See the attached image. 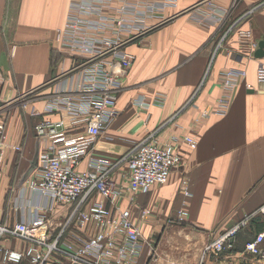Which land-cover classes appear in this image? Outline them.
Segmentation results:
<instances>
[{"label": "crops", "instance_id": "1", "mask_svg": "<svg viewBox=\"0 0 264 264\" xmlns=\"http://www.w3.org/2000/svg\"><path fill=\"white\" fill-rule=\"evenodd\" d=\"M96 2L0 0V104H8L0 116L6 141L22 147L20 153L6 152L0 164V225L30 222L45 205L41 196L26 188L38 154L51 143L46 136H37L34 126L38 120L63 116L45 108L53 95L81 79L80 73L71 71L80 58L59 45L55 33L74 12L90 23L119 13L104 4L100 15L78 12ZM127 4L133 6L135 33L145 31L125 46L134 61L117 91V116L98 139L95 152L117 158L165 123L158 132L162 141L184 135L197 140L194 151L181 145V163L167 184L137 196L134 204L120 203L141 230L135 264H198L207 243L264 203V89L256 78L257 69L264 66V48L259 58L257 49H251L253 42L264 44V0ZM137 12L145 18H137ZM242 31L250 38L242 39ZM229 69L246 72L230 92L220 84L221 74ZM28 93L23 103L21 96ZM83 129L79 125L64 130L72 135ZM86 160L80 170L86 168ZM143 210L149 214L142 216ZM69 211L57 206L48 215L50 230H58ZM263 230L264 217L255 216L232 248L206 257L204 264H216L220 256L227 260L230 250L243 257L248 253L245 243ZM21 247L12 238L0 239V250ZM47 264L68 262L53 257Z\"/></svg>", "mask_w": 264, "mask_h": 264}, {"label": "built area", "instance_id": "2", "mask_svg": "<svg viewBox=\"0 0 264 264\" xmlns=\"http://www.w3.org/2000/svg\"><path fill=\"white\" fill-rule=\"evenodd\" d=\"M96 1L97 6H81L84 11L78 12L100 15L104 4L115 6L119 13L90 23L74 12L63 28L56 30L55 41L80 58L71 71L80 73L81 79L75 86L53 95L45 108L47 113L59 112L63 116L57 121L38 120L34 126L35 134L46 136L51 143L38 154L35 174L27 181L26 188L41 196L45 205L30 222L0 225V239L12 238L22 245L18 249H1L0 264H47L53 257H60L68 264H135L141 230L132 220L131 211L120 202L134 204L137 196L167 184L172 171L181 163V145L190 151L197 148V140L190 135L171 136L162 141L158 132L165 123L131 144L117 158L95 152L98 139L117 116V91L134 61L125 46L145 31L135 33L133 6L127 4L128 0ZM136 14L139 19L144 15ZM240 36L249 39L250 33L242 31ZM251 49H258L257 43H251ZM245 76L244 70L229 69L221 74L220 84L230 92ZM256 78L264 89V66L257 69ZM247 88L251 89L249 84ZM29 97L30 93L24 94L21 101L24 103ZM137 104L145 106L141 100ZM6 105L0 104V115ZM31 115L37 117L39 113L31 112ZM79 125L84 129L72 135L64 130L66 126ZM8 151L20 153L22 147L6 141L5 122L0 116V164ZM85 159L86 168L80 170ZM182 186L188 194L186 182ZM57 206L70 211L58 230L52 231L48 215ZM148 214V210L142 211V216ZM255 216L264 217V203L207 243L198 264H204L208 256H218L232 248L239 232ZM245 251L264 264V230L245 243Z\"/></svg>", "mask_w": 264, "mask_h": 264}, {"label": "rangeland", "instance_id": "3", "mask_svg": "<svg viewBox=\"0 0 264 264\" xmlns=\"http://www.w3.org/2000/svg\"><path fill=\"white\" fill-rule=\"evenodd\" d=\"M146 15H143L142 18H145ZM246 254L248 256H246ZM244 254L243 257L234 255L231 250L228 253V259L225 260L223 257H218V260H215L216 264H262L258 258L253 255H249L248 253ZM244 261V262H243Z\"/></svg>", "mask_w": 264, "mask_h": 264}, {"label": "water", "instance_id": "4", "mask_svg": "<svg viewBox=\"0 0 264 264\" xmlns=\"http://www.w3.org/2000/svg\"><path fill=\"white\" fill-rule=\"evenodd\" d=\"M263 48H264V44L263 42H261L259 45H258V49L257 51L255 52V56L256 57H262L263 56Z\"/></svg>", "mask_w": 264, "mask_h": 264}]
</instances>
